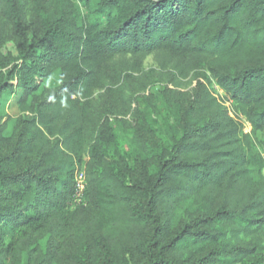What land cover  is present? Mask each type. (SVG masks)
<instances>
[{"label":"trees","instance_id":"trees-1","mask_svg":"<svg viewBox=\"0 0 264 264\" xmlns=\"http://www.w3.org/2000/svg\"><path fill=\"white\" fill-rule=\"evenodd\" d=\"M148 57L168 85L123 153ZM16 89L0 264H264V0H0V110Z\"/></svg>","mask_w":264,"mask_h":264},{"label":"rangeland","instance_id":"rangeland-1","mask_svg":"<svg viewBox=\"0 0 264 264\" xmlns=\"http://www.w3.org/2000/svg\"><path fill=\"white\" fill-rule=\"evenodd\" d=\"M14 47L12 43L7 45V51H13ZM142 72L149 76L150 84L147 85L146 89L143 91H138L136 93H130V98L132 100V111L130 115H128L125 119L127 124L117 129V134L119 135L118 140V148L123 153H128L129 150V135L131 133V125L135 120V111L138 109V105L144 107L142 101L144 98L148 97L150 94H156L164 90V88L168 85L165 79L159 74V69L156 67L155 62L152 57H148L143 63ZM16 81H13L15 84ZM195 86V81L193 77H191L186 83L184 87V91L188 94H191L193 88ZM210 88L213 90L212 92L216 95H222V92L216 87L214 83L211 84ZM19 90H15L12 93H5L2 96V108L0 110V122L7 123L6 136H13V128L16 122V119L20 116L19 107L16 104L17 96L19 95ZM103 92L99 93L98 100H102ZM226 107L229 104H225ZM116 113V111H115ZM244 124V132H250V127L247 123ZM129 125V126H128ZM258 141V149L264 155V131L257 135Z\"/></svg>","mask_w":264,"mask_h":264},{"label":"built area","instance_id":"built-area-1","mask_svg":"<svg viewBox=\"0 0 264 264\" xmlns=\"http://www.w3.org/2000/svg\"><path fill=\"white\" fill-rule=\"evenodd\" d=\"M86 176L83 169H78L74 175L73 206L84 204V193L86 190Z\"/></svg>","mask_w":264,"mask_h":264}]
</instances>
